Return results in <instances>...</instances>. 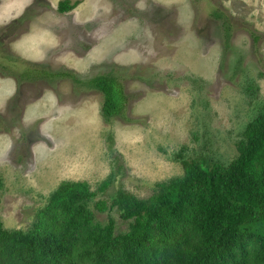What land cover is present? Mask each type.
I'll list each match as a JSON object with an SVG mask.
<instances>
[{"label":"rangeland","instance_id":"rangeland-1","mask_svg":"<svg viewBox=\"0 0 264 264\" xmlns=\"http://www.w3.org/2000/svg\"><path fill=\"white\" fill-rule=\"evenodd\" d=\"M0 0V215L28 227L63 181L87 182L100 220L118 189L139 197L184 173L177 158L229 163L264 112V0ZM36 66L50 73H31ZM115 76L125 96L106 117ZM111 183L105 192L98 187Z\"/></svg>","mask_w":264,"mask_h":264},{"label":"trees","instance_id":"trees-1","mask_svg":"<svg viewBox=\"0 0 264 264\" xmlns=\"http://www.w3.org/2000/svg\"><path fill=\"white\" fill-rule=\"evenodd\" d=\"M74 7L58 5L61 12ZM41 71L75 77L35 65L25 76ZM90 86L104 93L106 117L121 112L125 96L115 76L95 77ZM243 134L227 164L179 154L184 173L157 182L150 196L121 188L94 203L115 210L125 229L113 215L97 217L87 182H61L28 227L6 228L0 215V264H264V112Z\"/></svg>","mask_w":264,"mask_h":264}]
</instances>
